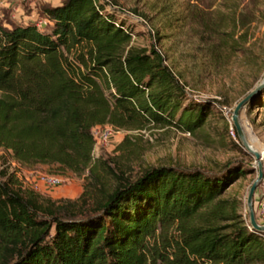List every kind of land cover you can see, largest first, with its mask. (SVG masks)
I'll list each match as a JSON object with an SVG mask.
<instances>
[{
  "label": "trees",
  "instance_id": "1",
  "mask_svg": "<svg viewBox=\"0 0 264 264\" xmlns=\"http://www.w3.org/2000/svg\"><path fill=\"white\" fill-rule=\"evenodd\" d=\"M159 2L160 15L180 6ZM62 3L44 10L49 33L0 23V148L15 162L81 174L91 168L96 127L192 134L203 126L206 107L184 105L185 87L154 45L130 46L131 31L99 0ZM232 22L234 39L243 23ZM247 106L264 108V89ZM246 173L228 164L120 175L79 215L43 209L10 175L0 180V264H264V233L245 222L239 199L224 197Z\"/></svg>",
  "mask_w": 264,
  "mask_h": 264
},
{
  "label": "rangeland",
  "instance_id": "2",
  "mask_svg": "<svg viewBox=\"0 0 264 264\" xmlns=\"http://www.w3.org/2000/svg\"><path fill=\"white\" fill-rule=\"evenodd\" d=\"M99 2L116 22L131 31L130 46L148 51L154 45L163 54L185 87L184 105L193 101L206 107L203 126L192 134L172 126L146 125L131 130L96 127L91 168L81 174L57 164L22 166L9 151L0 148V180L11 175L13 189L30 196L43 209L79 215L91 211L97 200L112 192L120 175L135 179L146 170L165 166L218 172L228 164H238L247 173L226 190L224 197L240 200V213L249 224L246 197L256 177V165L235 134L231 116L237 103L264 78V0H177L180 6L167 15L158 14L159 0ZM10 3L13 8L22 6L27 16L36 12L38 19L29 22L32 24L47 19L44 10L51 7L45 0ZM217 10L228 14L227 18L220 20ZM12 11L0 9L2 25L7 21L16 26L10 19ZM177 15L182 17L180 21ZM234 17L243 27L235 31L233 39ZM52 26L49 23L39 30L49 33ZM239 123L249 146L264 154V108L246 105L240 111ZM102 135L107 136L106 142ZM45 176L60 179V186L51 193L36 190L34 180ZM257 190L253 207L262 224L258 215L264 184Z\"/></svg>",
  "mask_w": 264,
  "mask_h": 264
},
{
  "label": "water",
  "instance_id": "3",
  "mask_svg": "<svg viewBox=\"0 0 264 264\" xmlns=\"http://www.w3.org/2000/svg\"><path fill=\"white\" fill-rule=\"evenodd\" d=\"M263 89H264V78L259 83H257L255 86H253V88L248 92V94L237 103V105L235 106V109L233 110L232 116H231V122L236 130L238 139L241 141L245 150L249 154H251L255 159L256 167L254 169L256 172V177L248 191V194L246 197V207L248 210L249 225L253 230H255L258 233H264V225L259 224L256 219L255 211L253 207V199H254L255 192L258 186L263 181V163H262L261 154L253 150L245 139L243 130L239 123V114H240V111L251 101V99L255 95L259 94Z\"/></svg>",
  "mask_w": 264,
  "mask_h": 264
},
{
  "label": "clouds",
  "instance_id": "4",
  "mask_svg": "<svg viewBox=\"0 0 264 264\" xmlns=\"http://www.w3.org/2000/svg\"><path fill=\"white\" fill-rule=\"evenodd\" d=\"M45 3L50 4L52 8L63 7L62 0H45ZM31 7L35 8V4L31 5ZM0 9H13L10 19L16 25L35 22V20L38 19L36 12H33L32 16L30 17L25 14V10L22 6H16L15 8H13V4L10 3V0H0ZM49 23H51V21H49L48 19H43L40 21V23H37V28L43 29V26ZM3 27L11 30L12 24H9L6 21L3 24Z\"/></svg>",
  "mask_w": 264,
  "mask_h": 264
},
{
  "label": "built area",
  "instance_id": "5",
  "mask_svg": "<svg viewBox=\"0 0 264 264\" xmlns=\"http://www.w3.org/2000/svg\"><path fill=\"white\" fill-rule=\"evenodd\" d=\"M35 26L37 27V24H35ZM231 134L234 137L233 130H231ZM102 136H104L103 142H106L107 136H105V135H102ZM261 158H262V163H263V181H262V183L264 184V159L262 156H261ZM60 184H61L60 179H58L57 177H54V176H45V177L38 178L37 180H34L35 189L42 191V192H45V193H51L56 188H58L60 186ZM258 218L263 222L261 225H264V198L261 199L259 202Z\"/></svg>",
  "mask_w": 264,
  "mask_h": 264
},
{
  "label": "bare ground",
  "instance_id": "6",
  "mask_svg": "<svg viewBox=\"0 0 264 264\" xmlns=\"http://www.w3.org/2000/svg\"><path fill=\"white\" fill-rule=\"evenodd\" d=\"M251 147V146H250ZM252 148V147H251ZM253 149V148H252ZM261 156L263 157L264 156V154H261Z\"/></svg>",
  "mask_w": 264,
  "mask_h": 264
},
{
  "label": "crops",
  "instance_id": "7",
  "mask_svg": "<svg viewBox=\"0 0 264 264\" xmlns=\"http://www.w3.org/2000/svg\"><path fill=\"white\" fill-rule=\"evenodd\" d=\"M258 190H259V189H258ZM258 190H257V191H258Z\"/></svg>",
  "mask_w": 264,
  "mask_h": 264
}]
</instances>
